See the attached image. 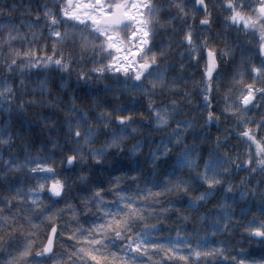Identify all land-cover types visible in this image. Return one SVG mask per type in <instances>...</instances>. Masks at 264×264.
Here are the masks:
<instances>
[{
  "label": "snow or ice",
  "instance_id": "snow-or-ice-1",
  "mask_svg": "<svg viewBox=\"0 0 264 264\" xmlns=\"http://www.w3.org/2000/svg\"><path fill=\"white\" fill-rule=\"evenodd\" d=\"M0 113V264H264V0L0 4Z\"/></svg>",
  "mask_w": 264,
  "mask_h": 264
},
{
  "label": "trees",
  "instance_id": "trees-1",
  "mask_svg": "<svg viewBox=\"0 0 264 264\" xmlns=\"http://www.w3.org/2000/svg\"><path fill=\"white\" fill-rule=\"evenodd\" d=\"M16 2V0H0V4H3V3H8V4H11V3H14ZM214 2H219V0H214ZM18 15L17 13H13V16H16ZM216 27L217 28H220L222 27V25L219 23V21H217L216 23ZM182 51V49H181ZM253 56H255V52L253 51ZM256 63H258L259 61H255ZM197 79H199V76L197 75L196 77ZM198 101V98L194 99L193 103H196ZM33 113H30V115H32ZM5 121H9L8 123V127H14V124L12 121L9 120V117L4 115L3 113H0V127H4L6 126L5 125ZM222 127H228L230 128L231 125L228 124V125H222ZM212 133H213V136H216V135H219V133L216 132L215 128L212 129ZM164 135L163 133H152V136L157 140L159 141V139L161 138V136ZM135 141H133L134 143ZM233 143L235 144L236 141H233ZM210 146V145H209ZM128 147L130 148L131 147V144L128 145ZM20 150V145L19 143L17 144L16 148L14 149V151H19ZM33 153L34 154H37L38 153V148H33L32 149ZM144 151L146 152L147 149H144ZM239 151H243V148L239 149ZM38 154L40 155H44L45 153L44 152H39ZM6 158V156L4 157ZM56 159L59 161L61 158L60 157H56ZM58 171H62L63 169L62 168H58L57 169ZM119 174V173H117ZM21 179H23V177H21ZM34 183V182H32ZM73 189L74 191H78V189L76 188V185L73 186ZM214 207V205L212 204H209L208 205V209H212ZM244 207H247V205H244ZM253 211L255 212V214L257 216H259V213L256 212L255 210V207L253 209ZM236 213H237V218H239V213H240V208H236ZM94 217H89V220L93 219ZM252 219V216H245L243 218V223H247L249 220ZM179 224V221H176L175 218H173V220H170L166 223L165 225V232L164 234L165 235H168L169 234V229H172L171 231V235L172 236H175V231H176V228H177V225ZM87 225L85 224V227ZM183 227H185L187 229L188 232H193V228H200V225H199V222H195V223H191V224H186V225H183ZM183 235V233H181ZM200 235L201 236H207L208 239H209V242L213 245V246H216L217 243L219 241H223V240H226L228 242V244L235 248L236 251H239V247L240 246H243L244 249H245V255L247 256L248 260H261V259H264V244H260L258 243L257 241H250L248 239H245V235L243 233V229L242 228H239V229H236L235 232H233L232 234H230L229 236H224V235H220V234H217L216 236H212L210 231H204V230H201L200 231ZM217 264H219V262H217Z\"/></svg>",
  "mask_w": 264,
  "mask_h": 264
}]
</instances>
